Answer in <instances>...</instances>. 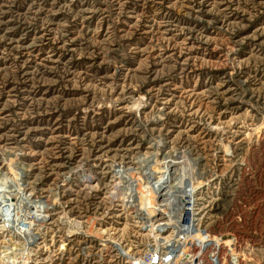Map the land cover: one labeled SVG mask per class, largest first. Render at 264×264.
Listing matches in <instances>:
<instances>
[{
	"label": "rangeland",
	"instance_id": "rangeland-1",
	"mask_svg": "<svg viewBox=\"0 0 264 264\" xmlns=\"http://www.w3.org/2000/svg\"><path fill=\"white\" fill-rule=\"evenodd\" d=\"M180 177L264 264V0H0V263L130 264Z\"/></svg>",
	"mask_w": 264,
	"mask_h": 264
},
{
	"label": "built area",
	"instance_id": "built-area-1",
	"mask_svg": "<svg viewBox=\"0 0 264 264\" xmlns=\"http://www.w3.org/2000/svg\"><path fill=\"white\" fill-rule=\"evenodd\" d=\"M180 191L168 195L172 223L166 224L156 233V247L143 254L129 256L130 264H242L243 255L239 251V242L236 235L214 234L204 227H195L191 209L194 205L193 193L183 191V178ZM178 189V188H177ZM2 189V193H3ZM179 192V193H178ZM180 192L183 193L180 195ZM189 193V194H188ZM4 194V193H3ZM6 195V194H4ZM188 195L187 200L181 198ZM22 200V201H21ZM20 199L19 202H24ZM187 202V203H186ZM186 203V204H185ZM188 207V208H184ZM7 220L0 215V223ZM42 223V222H41ZM5 225V223H3ZM168 225V226H167ZM6 226V225H5ZM172 228V235L159 236L165 230ZM172 236H176L175 239ZM160 248V249H159ZM135 258V259H134ZM0 264H8L1 262Z\"/></svg>",
	"mask_w": 264,
	"mask_h": 264
},
{
	"label": "bare ground",
	"instance_id": "bare-ground-1",
	"mask_svg": "<svg viewBox=\"0 0 264 264\" xmlns=\"http://www.w3.org/2000/svg\"><path fill=\"white\" fill-rule=\"evenodd\" d=\"M86 182L88 183V182H90V176L89 175H87L86 176ZM0 185H1V183H0ZM5 185V184H4ZM3 185V186H4ZM2 186V185H1ZM5 187V186H4ZM6 188V187H5ZM13 189V188H12ZM7 192H9V191H7ZM15 198H18V197H16L15 196ZM7 199V198H6ZM5 203H4V209L3 210H5L6 209V207L8 206V207H10V206H12V203L13 202H11V201H4ZM48 202V201H47ZM18 203L19 202H17V204L16 205H18ZM54 205L53 204H51V203H46V204H41V205H39V207L38 206H36L35 207V210H39V216H41V217H43V216H45V215H47V214H44V212L43 211H45V210H47V211H49L52 207H53ZM8 207H7V209H8ZM155 212H162V211H160V209H153ZM2 212V211H1ZM1 214V213H0ZM6 216L7 214H1V216ZM10 216V215H9ZM9 217H7V221H10L9 219H8ZM11 219V218H10ZM22 221L23 220H19V218L17 219V222L15 223V225L14 226H18L19 225V229H22V227L20 226L21 224H22ZM21 223V224H20ZM14 224V223H13Z\"/></svg>",
	"mask_w": 264,
	"mask_h": 264
}]
</instances>
